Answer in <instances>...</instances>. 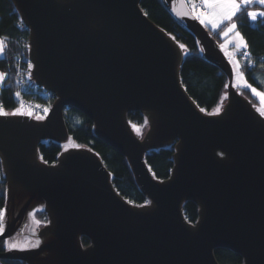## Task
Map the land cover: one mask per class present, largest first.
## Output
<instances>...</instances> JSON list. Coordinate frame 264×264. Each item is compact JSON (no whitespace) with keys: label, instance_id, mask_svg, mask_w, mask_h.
I'll list each match as a JSON object with an SVG mask.
<instances>
[{"label":"water","instance_id":"obj_1","mask_svg":"<svg viewBox=\"0 0 264 264\" xmlns=\"http://www.w3.org/2000/svg\"><path fill=\"white\" fill-rule=\"evenodd\" d=\"M12 1L29 30L32 77L56 100L41 120L0 114L6 179L0 240L18 245L0 258L220 264L215 250L228 249L242 256L241 264H264V114L234 87L231 63L187 0L163 2L228 76L226 102L214 113L186 91L185 50L144 13L141 0ZM68 108L87 115L96 136L127 158L147 203L122 196L90 147L65 149L55 163L41 159L42 141L70 140ZM131 111L146 117L143 137L131 125ZM170 145L171 175L158 180L146 153ZM186 201L198 206L195 223L185 217ZM39 207L45 224L33 215Z\"/></svg>","mask_w":264,"mask_h":264},{"label":"trees","instance_id":"obj_2","mask_svg":"<svg viewBox=\"0 0 264 264\" xmlns=\"http://www.w3.org/2000/svg\"><path fill=\"white\" fill-rule=\"evenodd\" d=\"M140 6L144 13L160 28L172 35L185 50L184 61L181 66L180 76L183 86L190 97L198 106L207 113L217 112L226 102L228 76L221 68L210 61L202 53L195 35L188 30L168 10L163 0H141ZM249 11H264V5L252 4L242 7L234 15L236 29L239 30L245 41L247 49L252 53L254 65L248 67L242 63L245 78L253 88L264 92V17L251 19ZM227 23H223L214 30H209L212 36L220 43ZM29 30L22 22L12 0H0V42L3 51L0 52V72L4 74L0 89V103L8 113H12L19 105V80L18 72L23 68L17 59L28 54ZM30 77V72H28ZM237 90L251 103L264 113L260 106L259 98L253 93L252 88H237ZM25 96L31 97V94ZM37 100H42L41 98ZM128 118L132 126L147 124L145 115L140 111H131ZM67 128L70 133V141L77 146L90 147L103 160L111 173L113 183L119 193L134 204L142 205L148 202L137 185L131 166L127 158L118 150L99 139L94 131L92 120L75 108H68L65 114ZM41 159L48 163H55L60 153L65 150V145L53 140L42 141L39 145ZM174 145L149 150L146 153V161L150 166L153 176L158 180L168 179L174 166ZM6 200V179L0 163V210ZM186 219L195 223L198 219V206L192 201H186L183 205ZM33 215L41 223L48 221L44 207L33 211ZM82 244L90 243L88 237H82ZM8 250L6 240H0V253ZM215 256L220 264H241V255L228 250L217 249ZM4 264H27L22 260H10L0 258Z\"/></svg>","mask_w":264,"mask_h":264},{"label":"built area","instance_id":"obj_3","mask_svg":"<svg viewBox=\"0 0 264 264\" xmlns=\"http://www.w3.org/2000/svg\"><path fill=\"white\" fill-rule=\"evenodd\" d=\"M191 8V7H190ZM195 9L199 10L200 13L207 12V9L205 6L202 5V0H197L195 2ZM192 10V9H191ZM24 51H22L21 56L17 59V61L21 64L23 68L18 72V80H19V101L20 105L22 106L26 111L33 113L36 116L40 117H46L49 113L50 109L52 108L55 100L56 95L46 89L43 86L38 85L31 73L32 69V62L29 57V41H28V54L24 55ZM240 58L244 63L247 64L248 67H252L254 65L251 57L252 53L247 49L244 48L239 53ZM28 72H30V77ZM31 94V97L25 96L26 94ZM41 98L42 100H37ZM0 109H2L3 112H6L5 107L0 103ZM3 211V209H1ZM3 217L0 219V226L2 225ZM0 264H4L0 261Z\"/></svg>","mask_w":264,"mask_h":264},{"label":"rangeland","instance_id":"obj_4","mask_svg":"<svg viewBox=\"0 0 264 264\" xmlns=\"http://www.w3.org/2000/svg\"><path fill=\"white\" fill-rule=\"evenodd\" d=\"M196 1L197 0H187L189 6L192 9L191 11L195 15L197 13H200L199 10L194 8ZM206 9H207V12H205V13L207 14V13H209L210 10L207 7H206ZM215 11L217 13H220L222 10L221 9H215ZM199 21H200V19H199ZM223 23H227V26H226V29H225L223 35H222L223 39H222V41L219 44H220L225 56L227 57V59L231 63V66H232V69H233V85H234L235 88H242V87L246 88L244 86V82L246 81L248 84H250V83L247 81V79L244 76V73H243V70H242L243 61H242V59L239 56V53L244 49V47H239V48L237 47V45L240 43V41L236 37V32H239L241 37H243V35L236 28L233 31H228V29L231 27V25L235 24L234 16L232 17L231 20H224L217 27H213L212 23H210V22L209 23H202V24L205 25L209 30H214V29H217L218 27H220ZM243 40L245 41L244 37H243ZM0 47H2L1 42H0ZM0 74H3V73L0 72ZM3 78H4V74H3ZM2 81H3V79H0V89H1ZM256 90L259 93H264L263 91H260L259 89H256ZM256 96L260 100V106L264 108V99H262L261 96H258V95H256ZM222 107L223 106H221L220 110L222 109ZM17 109H19V111H17ZM6 113H8V112L6 111ZM12 113L29 115L30 117L35 118V119H39V120L45 118V117L36 116L33 113L26 111L22 106H18ZM133 129L135 130L137 135H139L140 137H143L144 134L146 133L147 129H148V123L145 124V125H142V126H137V127L133 126ZM64 145H65V149L77 146L74 142H72L70 140L67 141L66 143H64ZM2 209H3V213H4V207ZM4 240H6V239H4Z\"/></svg>","mask_w":264,"mask_h":264},{"label":"snow or ice","instance_id":"obj_5","mask_svg":"<svg viewBox=\"0 0 264 264\" xmlns=\"http://www.w3.org/2000/svg\"><path fill=\"white\" fill-rule=\"evenodd\" d=\"M252 4H261L264 5V0H202V5L206 6L210 11L207 14L204 13H197L196 18L200 19L201 23H212L213 27H217L220 23H222L224 20H231L232 17L240 11L242 7H248ZM215 9H221L222 11L220 13H217ZM247 15L253 19L256 20L258 17H264V11H249ZM236 28L235 24H232L231 27L228 29V31H233ZM236 37L240 41V43L237 45V47H244L247 48V42L243 40V37L240 36L239 32H236ZM183 47V45H181ZM3 51V48L0 47V52ZM0 79H3V74H0ZM244 86L248 88H252L250 84H248L246 81L244 82ZM252 91L254 94L261 96L262 99H264V93H259L255 88H252ZM19 95V93H17ZM19 111V109H17ZM219 111V109H217ZM0 114L7 115L8 113L3 112L2 109H0ZM264 114V113H262ZM221 155H223L221 153ZM150 203V202H149ZM3 211L0 210V219L3 217ZM3 232V227L0 226V233ZM39 241H37L35 244L31 245V247H37L39 245ZM9 248H17L18 245L15 243H11L8 245Z\"/></svg>","mask_w":264,"mask_h":264},{"label":"crops","instance_id":"obj_6","mask_svg":"<svg viewBox=\"0 0 264 264\" xmlns=\"http://www.w3.org/2000/svg\"><path fill=\"white\" fill-rule=\"evenodd\" d=\"M206 14V13H205Z\"/></svg>","mask_w":264,"mask_h":264}]
</instances>
